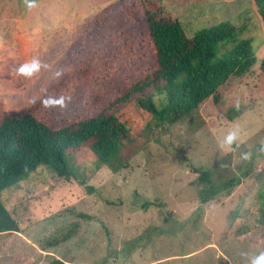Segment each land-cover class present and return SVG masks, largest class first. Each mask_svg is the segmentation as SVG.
I'll return each instance as SVG.
<instances>
[{
	"label": "rangeland",
	"instance_id": "rangeland-1",
	"mask_svg": "<svg viewBox=\"0 0 264 264\" xmlns=\"http://www.w3.org/2000/svg\"><path fill=\"white\" fill-rule=\"evenodd\" d=\"M115 1L36 0L29 10L24 0H0V114L33 110L58 127L94 115L153 71L155 50L141 0L122 7L130 22L116 40L93 31ZM156 1L187 36L228 20L238 38L250 40L256 62L264 57V23L253 0ZM109 50L107 60L94 62ZM67 51L73 58L65 63ZM34 57L49 69L19 75ZM239 94L249 104L233 120L211 99L173 124L127 104L119 111L131 132L124 168L99 165L84 149L69 162L77 178L65 180L40 165L4 189L2 202L19 231L0 234V264H46L53 257L84 264H252L264 253V83L246 75L224 97ZM46 95L72 101L66 109L31 103ZM237 128L239 147H221ZM246 152L252 154L248 161L241 159ZM203 172L210 183L199 178ZM230 179L234 185L222 188ZM208 186L220 188L204 202Z\"/></svg>",
	"mask_w": 264,
	"mask_h": 264
},
{
	"label": "trees",
	"instance_id": "trees-1",
	"mask_svg": "<svg viewBox=\"0 0 264 264\" xmlns=\"http://www.w3.org/2000/svg\"><path fill=\"white\" fill-rule=\"evenodd\" d=\"M253 2L264 23V0ZM115 3L103 12L102 19L93 29L99 33V38L105 37L104 41L112 37L116 40L118 32L130 22L122 9L127 7L128 0ZM141 4L155 50L156 68L153 71L132 83L94 115L58 127L40 119L33 110L23 114H0V234L19 231L17 220L2 202V191L17 186L40 165L65 180L77 178V166L69 162L80 151L89 149L97 164L106 165L112 171L125 167L128 155H124V148L131 140V132L127 123L120 120L119 111L127 104L133 103L159 123L173 124L190 116L211 99L222 115L233 120L249 104V99L241 94L225 99L234 80L255 74L263 85L264 57L256 62L250 40L238 38V29L230 21H221L187 36L181 23L166 15L156 0H141ZM102 23L104 28L99 30ZM77 51L81 52V48ZM112 53L109 50L95 55L94 62L100 58L107 60ZM72 58L67 51L65 63ZM255 64L257 67L253 69ZM199 178L210 183L207 172ZM234 183L230 179L222 188ZM219 188L208 186L201 199L205 202L213 198ZM261 221L264 222V215ZM67 238L63 237V240ZM46 264L84 263L53 257Z\"/></svg>",
	"mask_w": 264,
	"mask_h": 264
},
{
	"label": "clouds",
	"instance_id": "clouds-1",
	"mask_svg": "<svg viewBox=\"0 0 264 264\" xmlns=\"http://www.w3.org/2000/svg\"><path fill=\"white\" fill-rule=\"evenodd\" d=\"M24 3L27 5L28 9L31 10L37 6L36 0H24ZM48 70L49 65L42 63L39 58H32L31 61L26 62L22 64L18 68V74L21 76H24L25 78H31L37 73L41 71V69ZM63 73L60 71L56 72V76L60 77ZM39 100V103L41 106L45 109H66L68 105L72 101V97L70 95L65 96V95H58V96H53V95H46L42 99L38 97H34L31 100V103L35 104ZM237 109L239 108V103L236 104ZM240 136V130L234 129L228 133V135L224 138L223 142L221 143V147H224L225 145L228 146L229 149L232 148L234 144H236L237 147H239V144H237V140ZM260 151H264V145L261 146ZM251 153L246 152L242 153L241 159L244 161H248L251 159ZM252 264H264V253H261L258 257H256L253 261Z\"/></svg>",
	"mask_w": 264,
	"mask_h": 264
}]
</instances>
